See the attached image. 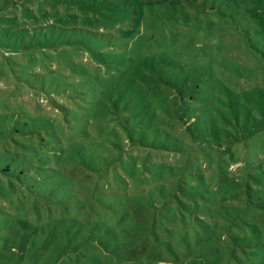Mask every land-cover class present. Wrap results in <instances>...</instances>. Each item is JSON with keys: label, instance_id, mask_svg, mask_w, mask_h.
I'll return each instance as SVG.
<instances>
[{"label": "trees", "instance_id": "1", "mask_svg": "<svg viewBox=\"0 0 264 264\" xmlns=\"http://www.w3.org/2000/svg\"><path fill=\"white\" fill-rule=\"evenodd\" d=\"M96 1L0 0V79L10 96L30 92L56 112L12 105L0 89V264H51L65 225L120 209L122 189L221 201L218 217L234 213L232 241L264 260V87L235 83L247 63L220 42L226 28L243 42L261 15L221 0L200 13L178 8L185 0ZM259 64L250 70L264 80ZM67 240L102 264L90 252L105 253L101 239Z\"/></svg>", "mask_w": 264, "mask_h": 264}, {"label": "rangeland", "instance_id": "2", "mask_svg": "<svg viewBox=\"0 0 264 264\" xmlns=\"http://www.w3.org/2000/svg\"><path fill=\"white\" fill-rule=\"evenodd\" d=\"M15 1L20 3V0ZM65 1L70 2L71 0ZM82 1L88 5L97 2L96 0ZM108 1L101 0L103 3ZM221 1H229V8L232 9L234 6L238 13L246 12L248 15L251 11L256 10L261 15L254 19L256 22L259 21V24L248 29L250 34L247 36L245 33L243 42H238L235 32L227 28L223 32L220 42L224 53L229 49L230 55L237 56L240 61L245 60L244 63H247L248 68L242 76L243 78L238 79L239 81L235 83L246 89L254 85H257L256 89L263 88L264 80L257 78L250 67L256 57H259L260 64L258 66L264 65V0ZM10 2L13 3V0ZM166 2H174L177 5V0H166ZM212 3V0H185L183 5H180L179 2L178 8L187 9L189 12H194V10L199 12L197 10L202 9V4L211 7ZM223 6L225 7L226 4ZM16 12L18 15L21 14L19 10ZM247 20L253 21L251 16H248ZM209 25V29L219 27V23L215 21H211ZM198 39L200 43L204 42L202 41L203 36H198ZM245 41L247 45L252 46L250 54L246 52ZM76 60L84 64L90 62V58L86 55L77 57ZM50 68L63 72L57 62H53ZM261 71L258 70L257 74H260ZM227 80L232 83L234 76ZM17 85L21 86V83L19 82ZM0 89L5 102L12 105L22 103L30 112L44 111L49 115L56 114L46 100H38L30 92L25 93L24 90H21L16 95L10 96L12 84L4 79H0ZM103 185L108 187V183ZM120 195V198L115 199L118 200L120 209L109 211L106 207L101 206L91 216L82 215L78 217L77 222L65 225L60 234L61 237L57 236V240L66 242V245H62L60 242L53 244L54 258L51 260V264H65L66 262L68 264H88V258L91 255L86 254L91 248H82L81 245L70 248L67 244V237L81 242L90 235H95L103 243L104 254L96 247L90 251L98 254L97 257L102 264H264L262 258L249 260L241 250V245H235L232 241L231 237L235 233V228L230 220L234 213L231 211L229 213L231 215L218 217L215 211L218 207L217 204L220 205L221 201H203V199L197 198L196 203L190 199L186 200L187 197L183 196L174 199L167 198L162 201L157 200L156 197L151 198L149 195H134L137 198L124 197L126 191L123 189ZM126 198H130V200H126ZM226 202L228 203V201ZM72 203L85 206L90 203V199L83 197L74 199ZM84 209H80L79 213H83ZM245 217L247 215L244 213ZM242 231V235L247 234V227L245 226ZM245 237L247 236L245 235ZM243 249L251 252L254 247ZM83 253L85 256H82ZM71 254L73 255L71 256Z\"/></svg>", "mask_w": 264, "mask_h": 264}]
</instances>
